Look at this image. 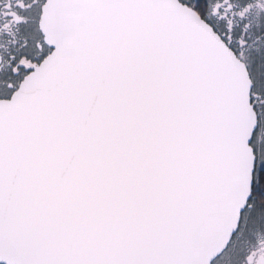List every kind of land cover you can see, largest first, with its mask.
Listing matches in <instances>:
<instances>
[{
  "label": "snow or ice",
  "instance_id": "obj_1",
  "mask_svg": "<svg viewBox=\"0 0 264 264\" xmlns=\"http://www.w3.org/2000/svg\"><path fill=\"white\" fill-rule=\"evenodd\" d=\"M0 264H264V0H0Z\"/></svg>",
  "mask_w": 264,
  "mask_h": 264
}]
</instances>
